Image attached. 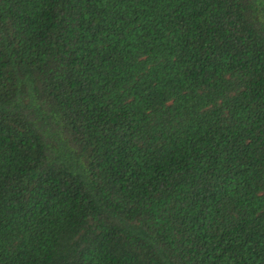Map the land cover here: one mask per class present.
Instances as JSON below:
<instances>
[{"label": "trees", "instance_id": "1", "mask_svg": "<svg viewBox=\"0 0 264 264\" xmlns=\"http://www.w3.org/2000/svg\"><path fill=\"white\" fill-rule=\"evenodd\" d=\"M0 264H264V0H0Z\"/></svg>", "mask_w": 264, "mask_h": 264}]
</instances>
